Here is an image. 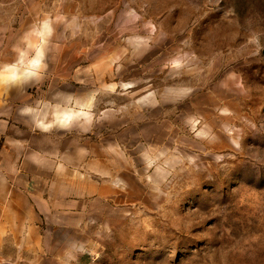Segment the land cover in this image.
Here are the masks:
<instances>
[{
	"label": "rangeland",
	"instance_id": "rangeland-1",
	"mask_svg": "<svg viewBox=\"0 0 264 264\" xmlns=\"http://www.w3.org/2000/svg\"><path fill=\"white\" fill-rule=\"evenodd\" d=\"M0 34L21 102L115 160L50 264H264V0H0Z\"/></svg>",
	"mask_w": 264,
	"mask_h": 264
},
{
	"label": "crops",
	"instance_id": "crops-1",
	"mask_svg": "<svg viewBox=\"0 0 264 264\" xmlns=\"http://www.w3.org/2000/svg\"><path fill=\"white\" fill-rule=\"evenodd\" d=\"M9 43V34H0V261L50 264L59 226L72 232L86 227L88 210L103 219L107 199L120 194L117 182L106 181V167L115 160L83 135L79 123L88 112H64L58 120L45 110L49 102H21L26 83L10 79L19 55ZM30 63L26 72L36 70L37 61Z\"/></svg>",
	"mask_w": 264,
	"mask_h": 264
}]
</instances>
